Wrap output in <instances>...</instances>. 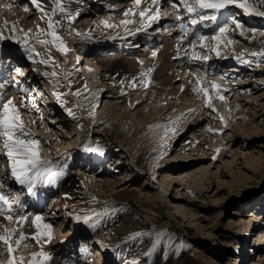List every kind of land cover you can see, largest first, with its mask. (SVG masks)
I'll list each match as a JSON object with an SVG mask.
<instances>
[{"label":"rangeland","instance_id":"obj_1","mask_svg":"<svg viewBox=\"0 0 264 264\" xmlns=\"http://www.w3.org/2000/svg\"><path fill=\"white\" fill-rule=\"evenodd\" d=\"M4 2L5 0H0V3ZM27 5L28 3L25 2L22 7ZM22 7L17 6L16 9L11 7L10 11L1 12L0 19L12 23L17 18L23 29L29 28L36 18L27 17L28 19H25L24 15L20 13ZM98 17L95 16L94 19H98ZM61 19L64 18L58 15L53 20L57 22V34L64 41L63 37H67L66 40L72 38V31L70 24L65 20L64 25ZM134 20H136L135 17ZM40 38L51 39L44 35H41ZM34 39L28 42L27 47L35 49L36 46H40L43 58L54 62L49 63L47 67L51 72L55 71L57 75L53 76L52 82L45 79L42 74L44 64L39 61L36 63L34 72L38 77L44 79L46 88L54 86L59 89L63 106L58 105V109L62 111L67 126L60 127L58 125L57 127L55 125V128L49 129L45 126L41 127L42 123L39 122L34 127L31 123H27V119L23 117L24 131L30 133L33 139L40 141L39 156L43 159H50L53 170H57L56 165H59L66 156L71 161L67 168L72 177L78 179L80 175L86 174V176H95L99 182L111 179L112 182L118 184L114 190L109 191L95 188L93 185L89 187L91 190L86 188L98 196L101 203L98 207V214L91 212L93 214L88 215L89 221L85 223L83 220L82 224L91 229L102 227V232L108 243L107 246L102 247V257L96 255L97 258L90 260L92 264H108L107 260L111 253L116 252L120 244L126 241L133 242L132 248L128 250V260L137 261L138 264H264V242L257 240L259 232L264 235V225L261 224L264 217L263 212H260L264 209V97L259 98V95L264 94V64H260L259 70H256L253 64V68L250 67L251 70L239 75L238 79H244L237 80L233 85L239 92L234 91L235 94H230L232 97L229 95L227 101L221 102L219 99H213L211 104L216 107V112L206 110L202 103L195 104L198 98L192 90L190 97L193 96V98L189 96L185 99L182 97L173 98L174 95H169L163 99L158 96L156 91H153L155 89L153 87L144 89L143 85H140L134 89V86L122 83L121 85L127 91L126 101L117 98L111 103H106V99L103 98L97 103L94 115H90L93 111L90 104L78 101L68 89H65L66 79L74 85V81L77 79L76 74L81 77L78 78L82 82L86 83V88H93L94 78L89 79L87 75L85 76L83 69L86 68L87 63L85 60H80L83 49L79 44L83 42L79 40L73 44L70 40L71 47L69 46L66 54H62L51 44L42 45L37 42L36 36ZM237 40L238 38L233 39L234 44H221V54L226 52L229 56L234 53L242 54L243 47H249L246 42L238 44ZM5 42L6 45L3 42L0 45L16 47L14 43L17 40H6ZM214 45L215 41H212L206 44V47L211 48ZM76 46L81 51L80 56ZM20 50L28 55H36L35 51H26V47L20 48ZM144 61H148L147 65L150 67L149 62L151 61L143 59L142 62ZM63 62H66L67 70L69 68L66 78L58 75L62 70ZM233 62L235 63V60ZM252 62L255 63V59ZM144 63L146 64V62ZM94 71L97 75L95 80H98L97 84H99V77L103 72L100 70V74H97V70L94 69ZM199 71V68H195L194 73L203 78L202 86L210 89V95L215 94L211 92L212 83H219L221 87H226L224 79L219 75L206 76ZM180 75L182 76V74ZM193 77L186 74L182 79H190V82H194L196 79L194 80ZM179 84L176 88H179ZM121 85L119 83L114 86L106 85L104 92L106 91L108 96L116 94L115 91L119 93ZM154 85H156V81ZM188 85L190 86L191 83ZM193 85L195 84L192 83ZM251 93L261 101L259 103L251 100L245 101L248 96H251ZM146 95L151 99L147 101ZM241 96L242 98H240ZM137 99L144 101L140 105H135ZM117 100L122 102L121 105ZM165 103L170 109L164 115V120L174 119L178 113L188 108L201 111L202 118L206 121L202 124L204 129L201 128L199 133L205 134L207 140H203L205 137L201 140L202 144L206 146V150L203 155L199 154L200 148L191 149L192 151L187 153H184L187 150L185 149L180 153L179 146H177L174 152L171 151L170 156L162 158L160 166L154 165V174H151L148 166L150 150L146 148L142 152L135 150V142L145 131L144 123L154 125L157 118L159 119L158 116L150 117V115L159 109V104L162 106ZM251 104L254 108L250 106ZM69 109L73 115L68 114ZM255 113H257L256 117H254ZM221 116L224 118L223 121L220 119ZM75 119L81 122L80 127L74 124L73 120ZM241 123L248 129L259 131L263 128V130L261 129L262 131L259 133L238 132L237 127L234 129V126L235 124L240 126ZM132 126H135L136 130L130 136L127 128ZM66 130H73L74 136L69 137ZM211 130L212 134L209 136ZM56 131L60 133L58 137L61 140H55L50 144V138ZM59 133H56L55 136ZM76 134L77 136H75ZM65 137L70 140L71 146H76V148H62L61 144H64L62 139ZM192 140L194 137L189 134L186 138L184 137L186 142L183 141L181 144L186 145ZM88 146L102 149L103 154L100 159L103 160L75 167V163L79 159L77 154H80L76 151L79 147ZM244 152L257 153V156L241 154ZM63 153L66 154L62 156ZM180 155L187 160H182ZM231 161H233V165L228 164ZM107 167L111 169L107 170ZM128 172H132L130 177H128ZM192 175L195 176L192 177ZM48 181L50 182V180ZM126 190L130 191L129 196L119 195ZM58 197L57 199H60ZM60 200L62 201V198ZM50 204H52V200H50ZM45 207L47 208V205ZM49 210L50 208L40 215L53 213V209ZM69 213L71 214L70 211ZM252 213L262 214L260 218L258 217V222L253 220ZM49 216L54 217L53 214ZM71 219L68 218L62 232L60 230L61 234L65 230H70L73 223V219ZM250 220H253L254 225L248 232ZM10 222L15 223L14 219ZM53 222L52 219L46 220V224L52 223L54 228V237H52L54 243L52 250L48 252L49 255L51 254V260L47 264H71L74 259L70 254L72 244L67 246L65 251L67 258H65L61 246L69 241L59 243L61 234L58 229L63 219L60 224L56 220ZM5 223L3 221V224L0 225V235H11L10 243L15 247V251L10 256L7 245L0 242V264H9V260L13 257L17 264H21V257H23L22 264H28L30 254L41 251L43 246L45 248L49 246V244H44L43 240L41 241V236L33 239L37 233L31 235L29 231H25V228L17 227V224H12V226ZM6 228H9V232H5ZM21 234L25 239L20 241L17 246L16 241L20 239ZM66 234H63V238ZM55 251H58L57 260L54 257Z\"/></svg>","mask_w":264,"mask_h":264},{"label":"bare ground","instance_id":"obj_2","mask_svg":"<svg viewBox=\"0 0 264 264\" xmlns=\"http://www.w3.org/2000/svg\"><path fill=\"white\" fill-rule=\"evenodd\" d=\"M25 2L28 3V5L23 8L22 6ZM62 2H63V5L66 11L74 14L75 18L72 21H69L65 13L57 12L56 15L52 17V19H55V17L59 15L64 18V19H61L64 25H65V20L70 24V29L72 31V38H69L68 40H66L67 37H63L64 44L66 45L67 49L71 45L69 43L70 40H71V43L73 44L78 42L79 40L83 42L79 44L81 46V49H83V53L80 56L81 57L80 60H83V61L85 60L87 63L86 68L83 69V73H85V76L87 75L89 79L94 78V84H92L93 88H86V83L82 82L79 79L81 77L76 74L75 77L77 79L74 81V85L72 84V82L67 81L66 79L67 86L65 89H68L74 95L75 99H77L78 101L89 103L92 110H93V105H95V109H96L97 103L99 102V100L102 101L103 98L106 99L105 100L106 103H111L114 99H117V98H121L123 99V101H126L125 95L127 91H126V88L121 85L122 83L130 84L131 86H134V89H137V87L140 85H143L144 89L147 88L148 86L153 87L155 88L153 91H156L158 96L162 97L163 99L165 97H169V95L176 96V97L172 96L173 98L182 97L185 99V98H188V96L190 97L191 95L190 91L191 90L193 91V89L197 85L189 86L187 82L188 79L183 80L182 78L186 74H190L194 70L193 69L194 67H199L202 70H206L208 66H211V67L214 66V71L216 73L218 69L223 71L226 68H228L230 64H232V62L227 61L228 59L227 57L229 56L227 52L225 54L223 53L224 55L221 54V56L218 57L216 56L215 52H212V51H210V53L212 54H210L211 56L209 55V60L207 61L206 64L199 63V62L197 64H193L189 61L188 56L183 57L181 54L186 53L185 50L190 48V43L193 41H196L195 39L192 40L190 37H188L187 39H182L181 37L182 34H180V36L179 34H177L178 36L171 35L166 38L167 33L180 32L182 29L181 25L179 27L175 25L174 20L172 22L173 27L171 29L170 27L172 23L170 22L166 23V21L168 20L166 18L169 14V11H172L173 9H175L172 7V3L177 4L179 3V0H172L171 3L169 2V0H161L160 5H159L160 18L158 20L152 21L151 23L145 22L144 25L142 26L139 15H136L138 17L137 18L138 22L134 20V17L136 16L131 17L135 21V23L128 25L127 29H125L124 27L104 28L102 25H100V21L111 18L112 23L119 24L120 20H123L126 18L124 16V12L133 7V0H62ZM7 3H11L12 7L14 8L17 6L22 7L20 10V13L24 15L25 19H28L27 17L29 18L35 17L36 19L31 23L32 26H30L27 29H23L20 26L19 20L17 18L14 20L15 22L13 21L12 23H9L4 19H0V32H3L4 36L6 37L13 36L15 37V40H18L23 37V32H28V30H32V32L29 35V39H28V42H29V41L35 40L34 37L37 35L36 33L37 25H39L43 29H46L47 24L45 23V20L41 19V14H42L41 11L38 10L35 7V5L32 4L31 0H5L4 3H0V13L5 12V11H10L12 9V8L6 9L2 7V5L7 4ZM39 3L41 4V8L48 12H51V10L55 7L52 0H39ZM150 3H151V0H142L141 9L148 7ZM261 7H264V5H262ZM25 8H28L27 12L24 11ZM94 8L101 9V11L100 10L95 11V13H98V15H100L98 19H94L95 14L92 13L94 11L92 9ZM125 8L126 10L123 11V9ZM181 8L183 9V7ZM162 9H165L164 10L165 14H162ZM183 10H181V12ZM232 12L233 14L232 15L230 14V15L236 17L235 19L239 20V22L243 25L242 30L244 32V35L240 34L241 29H235L234 26H231L230 31L227 33L228 39L233 40L234 38H238L237 40L238 44H242L243 42H246L249 45V47L244 46L243 51L241 50L242 51L241 53L244 55V57H247V59L246 58L244 59L243 57L236 58L235 63L238 64L239 66L237 67L235 66L236 69H233V72L243 73L244 70H241L240 68L244 69V67L246 68L250 66V65L246 66V64L249 61L252 62V60H250L252 58L255 59V63L253 66L256 67V70H259L261 67L260 64L261 65L264 64V57L253 56L251 55V53L264 52V17L248 15L243 11V9L236 8L235 6L230 7L228 10H226L223 13V15H226V13H232ZM150 14L151 13H149V15ZM186 14L187 13L184 14L183 16L184 18L186 17ZM153 25H155L157 28L152 29ZM13 26H15L17 31L15 32L12 31ZM192 26H195V25L192 24ZM20 29H22L23 32L19 31ZM214 29L216 28H213V30ZM151 30L153 31V33H150ZM213 30L209 29V31H206V34H209L210 31H213ZM62 33L63 32L61 31V34ZM207 36L208 35H206V37ZM213 36H210V37L208 36V39H211ZM103 37L105 38L107 37L109 39L108 40L101 39L99 41V38H103ZM13 40L14 39H11L10 41H13ZM5 41L6 40H0V43L3 42L6 45ZM115 41H121L119 48H122L123 51H129V50L131 51L133 49L131 53L138 51L140 54H142L144 53V51L147 50V54L141 55L142 57H138V58H135V57L125 58L126 57L125 54L119 51L113 52V53H108V51H106L103 54H101L103 49H97L101 46L104 47L105 49L107 47H110V45L114 46L116 45ZM141 41H144V42L142 43ZM154 41H158L157 43H158V46L160 47L158 50L154 49L152 45ZM211 41L213 40L211 39ZM223 43L224 41H221V44ZM14 44L16 45V47H13L12 51L7 50V53L9 52L10 54V55L8 54L9 57L15 59L20 65V67L23 69V71L21 70L20 73L24 74L28 71L29 73L31 72L32 80L34 79L36 84H39L40 86L42 85V88L47 89L49 93L48 94L46 93L44 97L45 103H43L44 105L41 104L42 107H40L38 105L40 104V101H39L41 99L40 95L35 90H31L30 92H27L24 86L21 85L17 79H15V81H8L4 85L0 86V97H2L3 93L8 92V91H11L13 94L17 95V99H15V105L21 113L22 122L24 121L23 120V117H24V119H27V123L28 122L31 123L34 127H36L37 123L39 122L43 124V125L41 124V127L45 126L49 129L55 128L56 126L58 127V125L60 127L61 126L66 127L67 121L66 119H64V115H62V111H60V109H58L57 106H54L56 103L60 105L59 103L62 100L59 89L54 86L51 88H46L44 85V79L38 76L37 77L35 76L34 69L36 68V63L41 60H48L46 58L45 59L43 58V54H42L43 51L41 50L40 46L39 47L36 46V48L34 49V51L36 52V55H28L26 53H22L23 56L21 57L20 55H16V54H20V52L15 51L14 49L18 50V48H23L26 46L24 45L23 42L21 43L16 42ZM132 45L135 46V48L134 47L131 48ZM144 45L146 46L148 45V48L145 50H140ZM149 46L151 47L149 48ZM250 46L252 49L250 48ZM119 48H116V50H118ZM206 50L207 49H205L204 51L206 52ZM153 52H156V56L158 57L156 60H161L162 63L159 66L154 64L148 67L147 63L145 64L144 62H142V60L143 59L144 60L148 59L150 61L153 60V57L150 56L151 55L150 53H153ZM245 54H249V55L245 56ZM128 55H133V54L128 53ZM219 58L220 59L222 58V59L220 60ZM96 60H97V63H96ZM0 61H1L0 71L2 72L4 69H6L4 68L5 64L2 63L4 62V59L2 56H0ZM171 61H173V63ZM47 66L48 65L44 64L42 74L45 77V79L50 80L52 82L53 76L45 75V73H52ZM61 68L62 70L58 73V75L64 76L66 78V75L68 74V70H69V68L67 70L66 62L62 63ZM94 69L97 70V74H100V70H102L103 72L101 73V76L99 77V84H97L98 80H95L97 75ZM148 69H153V71L150 74H147L142 77L141 73L142 72L147 73ZM6 71L9 72V70H6ZM180 74H182V76ZM221 74L223 76L226 75V70H225V73H219V75ZM193 78L194 80L196 79L195 76ZM224 79L227 80V83H231V81H228V77L227 78L224 77ZM155 81H156V85H154ZM255 81H258V80H255ZM116 83H119L121 85L119 87L120 89L119 93L115 91V93L118 96L116 94L114 95L112 94L111 96L106 95V91L104 92L105 86L106 85L114 86L116 85ZM150 83H153L154 86L153 85L151 86ZM178 84L180 86L179 88H176ZM168 87H170L169 88L170 91H168L169 90ZM190 87H192V89H190ZM235 87H233L232 85L231 87H221L222 95L225 97L223 102L229 99V97L231 96L230 94H235V92L238 91ZM181 89H183V91ZM223 89H227V91H223ZM193 92L197 96L196 98H198L197 102L196 103L194 102V103L195 104L202 103L206 110L212 111V108L205 106L203 95L195 91ZM74 93H80V95H75ZM242 96L240 98H242ZM191 97L193 98V96ZM261 97L263 98L264 94L259 95V98ZM145 98H147V101L148 99H151V97L148 95H146ZM259 98L254 97L253 94L251 93V96L250 97L248 96L247 100L245 101L251 100V101H255L256 103L257 102L259 103L261 101V100H258ZM243 99H240V100H243ZM22 100L24 103L28 105L27 107H24L22 105L21 103ZM143 101H144L143 99L142 100L137 99L135 105H140L143 103ZM33 102L35 103V106H36L35 108L32 107ZM118 103L120 104L122 102L118 101ZM250 106L254 108L253 104H251ZM158 107L159 109L155 111L154 113H152L150 117L158 116L159 119L157 118V121L154 122V125H152V123H144L143 129H145V131L143 132L140 138L136 139V142H135V150H139L141 152L144 151L145 148L150 150V153L148 156V160H149L148 166H149V170L151 171V174H154V165L160 166L162 158L166 156H170L171 151L174 152L176 149L175 147L177 146H179L180 153H182L181 150L187 149L184 152V153H187L191 149L200 148L199 154L203 155L204 151L206 150V146L202 144V140H201L205 137V134L201 135L199 133V130L203 128L202 124L204 123V121H206V119L202 118L201 111L191 110L188 108L187 109L188 111L187 110L181 111L180 113H178V115H176L174 119L164 120L163 117L169 111L170 108H168V104L166 103L165 105L163 104L162 106L161 104H159ZM214 108L216 109V107ZM213 112H216V111H213ZM256 116H257V113H255L254 117ZM73 121H74V124H76L77 126L81 125V122H78V119H75ZM23 125H24V122H23ZM238 125L237 124H235V126L233 125L234 129L237 127L236 130H238V132L245 133L247 131H251L254 133H259L260 131L263 130V128H261L262 130L260 129L259 131L248 129L246 128V126L242 125V123L240 126ZM134 127L135 126L127 128L128 134L130 136H132L134 131L136 130ZM167 129H174V130H167ZM66 131H67L66 133L69 134L68 135L69 137L72 138V136H74L73 130L71 131L66 130ZM56 133H59V132L56 131L54 134L52 133L53 134L52 137L50 136L51 137L50 144H52L51 142H54L55 140H61L58 137L60 133L55 136ZM189 134L192 135V137H194V140L187 143L186 145L185 144L182 145L181 142L184 141V137L186 138ZM210 134H212V130H211V133H209V136ZM75 136H77V134ZM24 138H28V137H24ZM30 138L32 137L30 136ZM62 140H64L63 141L64 144L63 145L61 144L62 148L63 147L67 149L76 148V146L75 147L71 146L72 143L70 142V140L66 139V137L65 139L63 138ZM203 140L204 141L207 140L206 137ZM65 154L66 153H63L62 156H64ZM241 154L251 155V157L257 156V153L244 152ZM41 159L50 162V160L48 159H43V158ZM65 159L66 158H64V160ZM181 159L187 160V158H185L184 156L181 157ZM64 160H62V162L56 167L57 170H62L64 175L60 176L58 179H55L56 181L52 184V186L50 184L48 185V188L49 187L50 189L53 188L50 191H54V190L56 191L55 195L57 197H58V194H60V197L58 198L60 199L62 198V201L60 199H57V197L56 198L54 197L55 199H54L53 213H46L45 215H40L38 213L40 211L39 202L42 201V199H44L45 196H48V193L47 194L46 192L42 193L39 190V187L47 185V175L45 174V176L37 178L36 181H38V183L37 185L35 184V187L33 189V191L35 192V195L30 194L27 191V185H21L17 180H14L15 178L12 176V172L10 173L8 172V170L11 171V161L9 160L7 156V150L4 148V138L0 136V173H1L0 175H2V177L5 178V180H7L5 184H8V187H11V188H7L8 191L11 190L12 193L16 194V196L13 198V201H12L13 204L15 205L14 210H16V212L13 214L15 223L10 222V221H7V223H5L6 222L5 217L2 214H0V222H2L0 223V225L3 224V221L6 225L17 224V227L22 226V228H25L26 232L29 231V234L33 235L37 233L36 225L32 223L33 219L36 216L42 217V224H46L47 219H52V222L56 220L57 223L60 224L61 220L63 219L62 224L59 226L58 232H60V230L62 232V229L65 227V224L68 221V218H72L73 223H72V227H70V230L63 231V234L67 233L64 238H63V234H61L60 232L61 235L59 237H61V240H59V243L60 242L62 243L65 241H69L70 243V241H72L71 242L72 246L70 247V252H71L70 254L73 255L72 258H74L75 256L76 258H74L73 260L71 259L73 262L71 264L78 263L77 262L78 246L76 245V243L81 245L80 247L81 252L83 251L82 257L85 258L83 261L79 260V262L82 261L81 264H92L90 260L97 258V257H102L103 255L101 254L102 249L105 246H107L108 243L106 241L107 239H106L105 234L102 232L103 230L102 227L91 229L90 227H86L84 224H82V221L84 220L83 218L88 215L91 216V214H93L91 212L98 214L99 212L98 207L101 203V201H99L98 199L99 197L89 191L91 190L89 189V187L93 185V187L95 188H98V189L102 188L104 190L107 189L109 191V190H114L118 184H115V182H112L111 179H107L105 180V182L104 181L99 182V180L95 176L94 177H91L88 175L86 176V174L80 175V173H79L80 176L78 177V179H76L71 176L69 169H67V166H65L70 160H67V159L65 161ZM228 164L233 165V161L229 162ZM108 169L110 170L111 168L107 167V170ZM128 174H129L128 177H130L132 172H128ZM193 176L195 175H192V177ZM125 181H128V179H125ZM87 187L89 190H86ZM23 192L25 194L22 196ZM121 193L122 194H119L120 196L130 195V191H127V190L122 191ZM55 195L54 194L49 195V197L51 196L53 198V196ZM26 196H30L37 200V205L35 206L33 205V208L35 210L33 211V213L29 215L25 214L26 211L30 209V207L27 208V206H24L25 205L24 200ZM27 201L28 200H26L25 202ZM69 211L71 212V214L69 213ZM50 214H53L54 217L51 218L49 216ZM260 215L261 214L252 213L251 216L254 217L253 220H256L258 222ZM21 216H25L26 219L22 222V224L16 223V221H18ZM77 217H79L80 219H77ZM253 220H250L248 222V225H249L247 229L248 232L251 230L252 225H254L252 222ZM51 224L52 223H50L49 225ZM100 226L104 227L105 225H100ZM41 231H43L42 227H41ZM53 232H54V228L51 225L52 237H54ZM42 240L44 241V244H47V245L49 244V246L47 248L43 246L41 251L48 253L50 250H52L54 242L52 238L51 240H48L47 236H41V241ZM257 240L264 242V235L262 232H259V236ZM132 245H133V242H129V241H126L125 243L120 244V246L117 248V251L115 250L116 252L111 253L110 255L111 259L109 257V259L107 260V262H109L108 264H114V263L115 264H138L137 261L128 260L127 258V255L129 254L128 250L132 248ZM96 255L97 257H95ZM31 259H32V255L30 254L29 259L27 261L28 264L31 261ZM103 264H107V263H103Z\"/></svg>","mask_w":264,"mask_h":264},{"label":"snow or ice","instance_id":"obj_3","mask_svg":"<svg viewBox=\"0 0 264 264\" xmlns=\"http://www.w3.org/2000/svg\"><path fill=\"white\" fill-rule=\"evenodd\" d=\"M32 4L41 11V19L45 20L47 24V29L41 28L37 25L36 28V39L37 42L42 45L51 44L53 47L57 49V51L62 54H66L68 49L64 44L63 39L57 34L56 31V21L52 19L53 16L56 15L57 12L65 13L67 19L72 21L75 18V15L67 12L62 0H52L55 7L51 10V12L45 11L41 8V4L39 0H31ZM161 0H151V3L148 7L141 9L142 0H133V7L126 10L124 12V16L126 17L123 20L119 21V24H114L111 22V18L101 20L100 25L104 28H115V27H124L127 29V26L135 23V21L131 18L136 15H139L141 19L142 26L145 22L151 23L152 21L158 20L160 18V5ZM171 3L172 0H169ZM179 4L183 7L184 11L190 17V23L196 25L198 23H202L205 20H211L213 22L217 21L218 14H223L230 7L235 6L236 8L243 9V11L248 15H255L259 17H264V0H179ZM2 7L6 9H11V3H7L2 5ZM173 8H177L176 3H172ZM154 9V10H153ZM25 12L28 11V8L24 9ZM149 13H151L149 15ZM178 19L180 17H177ZM6 23V22H5ZM231 26H234L235 29H241L240 34L244 35L243 25L236 20L235 18H231L230 24L228 20L225 21L224 25L219 27L218 32L211 39L215 41L214 47L211 49L212 52H215L216 56H221L220 46L221 41H224L225 44H234L235 41L228 39L227 33L230 31ZM182 31L184 35H187V29L181 25ZM12 31L15 32L17 29L13 26ZM19 31L23 32L22 29ZM32 30H28V32H23V37L17 40V43L23 42L26 46V51L32 52L34 49L27 47L29 35ZM44 35L46 37H50L51 39H41L40 36ZM15 39L13 36H4L3 32H0V40H11ZM205 37L201 36L198 38L199 48L203 49L206 47L204 43ZM197 43H191L190 48L185 50L186 54L188 51L191 52L189 56V61L193 64L204 63L206 64L209 60L208 54H201L197 51ZM253 56H261L264 57V52L259 53H251ZM156 56V52H153V57ZM35 62V61H34ZM40 63L48 65L49 63H54L50 59L41 60ZM153 69H148L147 73L142 72L141 76H145L150 74ZM45 75L56 76L57 73L53 71L52 73H45ZM196 78V87L193 91L200 93L203 95L205 106L212 108V111H216L214 107H212L211 101L213 99H219L223 101L225 97L222 95V88L220 84L212 83L211 92H214L215 95H210V89L207 87L201 86L203 83V78L192 73ZM222 78V77H221ZM147 86V85H146ZM183 91V89H181ZM223 91H227V89H223ZM75 95H80V93H74ZM22 105L27 107L28 105L23 102ZM32 107H36L33 102ZM95 105H93V111L90 115H94ZM38 111V109H37ZM69 115H73L71 109H69ZM220 119L223 121V117ZM174 130V129H167ZM0 136L4 138V148L7 150V156L11 161V172L12 176L21 184L27 185V191L35 195L33 191L37 178L45 176L47 174V179L50 181H54L58 179L60 176L64 175L62 170H53V167L49 161L42 160L39 156V144L40 141L30 138V133L24 131L23 122L21 120V113L19 109L16 107L12 99H3L0 97ZM28 137V138H24ZM85 151L88 152H99L101 155L103 154L102 149L94 148V147H85ZM163 155V154H161ZM95 199V198H93ZM0 202L3 204H8L7 199L3 195H0ZM3 212H11L10 208L0 207V213ZM6 220L12 221L13 217L11 215H7L5 217ZM26 219L25 216H21L16 223H21ZM77 219H80L77 217ZM84 222L87 223L90 217L85 216ZM33 224L36 225L37 234L33 239H37L40 236H47L48 240H51V225L42 224V217L36 216L33 221ZM41 227L43 231H41ZM5 232H9V229H5ZM25 239L24 235L21 234L20 239L16 241V245L18 246L20 241ZM11 235H0V242H3L7 245V250L9 255L15 251L14 246L10 243ZM38 242V241H37ZM21 264L23 261V257L20 258ZM51 260V256L44 251L34 252L32 253V259L29 264H47L48 261ZM9 264H17L15 258L9 260Z\"/></svg>","mask_w":264,"mask_h":264}]
</instances>
